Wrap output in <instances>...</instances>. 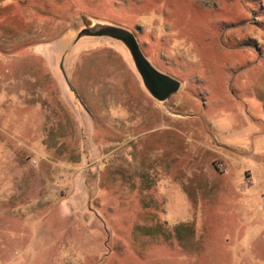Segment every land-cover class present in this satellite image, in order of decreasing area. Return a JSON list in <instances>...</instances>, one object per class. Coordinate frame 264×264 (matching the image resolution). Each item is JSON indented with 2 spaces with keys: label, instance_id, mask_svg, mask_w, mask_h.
<instances>
[{
  "label": "rangeland",
  "instance_id": "obj_1",
  "mask_svg": "<svg viewBox=\"0 0 264 264\" xmlns=\"http://www.w3.org/2000/svg\"><path fill=\"white\" fill-rule=\"evenodd\" d=\"M0 264H264V0H0Z\"/></svg>",
  "mask_w": 264,
  "mask_h": 264
},
{
  "label": "water",
  "instance_id": "obj_2",
  "mask_svg": "<svg viewBox=\"0 0 264 264\" xmlns=\"http://www.w3.org/2000/svg\"><path fill=\"white\" fill-rule=\"evenodd\" d=\"M109 36L124 42L129 48L134 64L143 80V83L149 93L159 101L169 99L181 87V81L157 69L144 55L136 36L132 31L114 24L102 25L97 30L85 28L80 31L79 36ZM61 69L66 75L63 62Z\"/></svg>",
  "mask_w": 264,
  "mask_h": 264
}]
</instances>
